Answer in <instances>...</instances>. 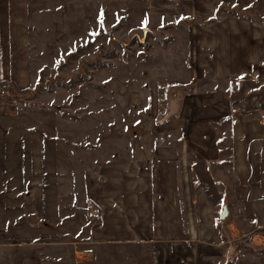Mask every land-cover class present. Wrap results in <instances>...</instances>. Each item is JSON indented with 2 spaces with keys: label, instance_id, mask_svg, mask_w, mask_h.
I'll use <instances>...</instances> for the list:
<instances>
[{
  "label": "crops",
  "instance_id": "1",
  "mask_svg": "<svg viewBox=\"0 0 264 264\" xmlns=\"http://www.w3.org/2000/svg\"><path fill=\"white\" fill-rule=\"evenodd\" d=\"M133 2L151 17L186 23L192 80L202 88L185 94L176 110L166 105V112L160 100H153L150 110L157 115L153 112L142 130L149 136L142 137L140 148L61 152L57 144L51 151L50 142L68 143L63 134L72 136L67 127L75 124L51 101L25 95L34 84L26 80L32 52L48 37L47 25L33 23L49 12V0H0V84L11 81L21 96L0 99V206L6 213L0 215V235L7 238L25 227L26 238L18 237L23 242L32 229L44 234L53 223L61 226L59 233L63 223L80 215L85 223L60 235L75 240L57 243L51 253L64 254L67 247L75 257L78 249L88 252L86 246L151 239L159 253L167 254L168 264H264V253L251 249L264 248V113L241 114L226 87L264 80V0ZM10 132L21 155L29 157L24 183L3 166L9 159L4 137ZM150 138L162 142L149 145ZM228 165L229 181L228 174L217 176ZM48 179L55 190L48 188ZM233 183L247 191L253 213L247 227L241 225L245 217L221 218ZM91 205L101 207V216H85L84 208L89 211ZM32 214L45 220V227H32Z\"/></svg>",
  "mask_w": 264,
  "mask_h": 264
},
{
  "label": "rangeland",
  "instance_id": "2",
  "mask_svg": "<svg viewBox=\"0 0 264 264\" xmlns=\"http://www.w3.org/2000/svg\"><path fill=\"white\" fill-rule=\"evenodd\" d=\"M38 21L42 26L47 25L48 37L45 46L37 44V50L32 52V68L26 80L32 78L34 84L25 95L29 98L39 95L40 100L51 101L52 108L59 109L64 118L75 124L74 128L67 127L72 136L63 134L69 142L51 141V151L55 150V144L61 152L136 149L137 144H144L142 137L149 136L142 130L152 122L153 112L157 115L156 109L150 110L151 105L154 107L160 100L162 110L168 111L166 105L176 110L185 94L202 88V83L195 84L192 80L186 23L151 17L133 0H49V12L40 20L36 17L33 25ZM226 87L234 102L241 105V114L264 113V80L238 81ZM13 96L14 99L21 97L14 85ZM49 129L54 130L53 127ZM136 132L138 137L134 135ZM50 133L54 135L55 131ZM61 133L58 131L59 136ZM12 134L4 137L9 159L5 157L3 166L11 172V178L24 183L30 172L29 157L21 155ZM179 136L176 133L177 139ZM75 139L78 140L71 141ZM147 142L152 145L162 141L153 143L150 138ZM231 170L228 165L219 169L217 176L226 179ZM6 179L8 182L9 178ZM233 186L225 221L245 217L248 223L244 221L241 225L247 227L253 218L246 201L247 191L237 189L235 183ZM48 188L55 190L56 183L48 179ZM27 191H31L29 187ZM64 202L67 206L70 201ZM13 203L8 204V212L13 210ZM87 210L88 206L83 212L89 218ZM4 214L0 206V215ZM39 219L32 214L28 220L34 228L36 225L45 227V220ZM82 223L77 215L75 221L63 223L59 233L56 229L61 226L49 223L47 233L37 234L32 229L23 242H19L18 237L26 238L25 227H17L21 231L7 238L1 234L4 243H0V264H168L167 254L159 253L151 239L86 246L89 251L78 249L75 257L67 247H62L64 254L50 252L61 241L75 240L72 236L63 238L60 235L70 230L75 233Z\"/></svg>",
  "mask_w": 264,
  "mask_h": 264
},
{
  "label": "built area",
  "instance_id": "3",
  "mask_svg": "<svg viewBox=\"0 0 264 264\" xmlns=\"http://www.w3.org/2000/svg\"><path fill=\"white\" fill-rule=\"evenodd\" d=\"M0 96L3 98H13V85L11 81H4L0 84ZM102 209L100 206L91 205L87 215L90 219H96L101 216Z\"/></svg>",
  "mask_w": 264,
  "mask_h": 264
},
{
  "label": "water",
  "instance_id": "4",
  "mask_svg": "<svg viewBox=\"0 0 264 264\" xmlns=\"http://www.w3.org/2000/svg\"><path fill=\"white\" fill-rule=\"evenodd\" d=\"M229 215V208L227 206L224 207L222 214H221V218L222 219H226Z\"/></svg>",
  "mask_w": 264,
  "mask_h": 264
},
{
  "label": "trees",
  "instance_id": "5",
  "mask_svg": "<svg viewBox=\"0 0 264 264\" xmlns=\"http://www.w3.org/2000/svg\"><path fill=\"white\" fill-rule=\"evenodd\" d=\"M233 9H236V10L240 11V10H239V7H233ZM227 218H228V217H227ZM227 218H226V219H227ZM226 219H224L223 222H225ZM251 249H255L257 252H263V253H264V248L251 247Z\"/></svg>",
  "mask_w": 264,
  "mask_h": 264
}]
</instances>
